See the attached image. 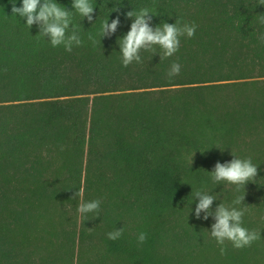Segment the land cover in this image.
Segmentation results:
<instances>
[{
  "label": "trees",
  "instance_id": "trees-1",
  "mask_svg": "<svg viewBox=\"0 0 264 264\" xmlns=\"http://www.w3.org/2000/svg\"><path fill=\"white\" fill-rule=\"evenodd\" d=\"M14 2L22 6V0H0V264H11L18 244L29 242V207L58 196L47 187L63 170L79 187L84 183L86 202L101 200L98 221L105 224L96 229L103 230L102 264L110 255L130 264H167L160 254L166 236L196 206L200 186L214 185L209 172L216 162L231 161L232 154L258 158L261 178L251 183L254 200L243 188L227 200L245 195L239 207L252 206L264 216L259 0H91L92 22L73 15L83 43L70 53L62 45L53 48L36 25L28 29L26 18L12 14ZM57 2L72 10V0ZM144 7L155 14L153 28L179 19L198 26L195 36L181 37L170 58L142 51L143 63L123 67L117 41L134 19L125 14ZM117 16L116 33L101 38L102 23ZM174 61L181 72L169 79ZM194 153L203 167L189 163ZM259 226L261 239L230 255L227 264H261L250 256L264 253L263 222ZM121 228L120 239H108ZM20 231L24 237L17 243ZM141 232L147 234L142 245Z\"/></svg>",
  "mask_w": 264,
  "mask_h": 264
},
{
  "label": "clouds",
  "instance_id": "clouds-1",
  "mask_svg": "<svg viewBox=\"0 0 264 264\" xmlns=\"http://www.w3.org/2000/svg\"><path fill=\"white\" fill-rule=\"evenodd\" d=\"M260 5H264V0H259ZM72 10H67L59 4L57 0H22V6L17 7L15 2L12 6V14L20 18H26V25L30 29L36 25L39 29V35L47 38L53 48L63 46L65 51L71 52L73 47L82 46L79 28L73 25V15L78 14L82 20L87 18L89 22L93 21L94 6L91 0H72ZM127 18H134L130 25V30L117 43L120 49V59L123 67H128L133 63H143L141 52H150L159 54L160 60H164L174 56L180 48L181 37L189 39L195 36L197 25L195 23H183L176 19L175 23L162 22L153 28L151 25L152 18L155 14L147 7L141 8L139 11L126 12ZM258 22L264 25V14L258 16ZM120 25V19H113L111 23L108 19L101 25V38L110 37L116 33ZM71 26V32L69 29ZM88 39L93 46L97 40L91 35ZM258 39L264 44V34L258 36ZM7 71V69H4ZM181 72V65L174 61L167 72L169 79L178 76ZM218 148V147H217ZM63 150V148H61ZM203 153V152H201ZM195 153L193 154V156ZM233 155L231 161L220 163L216 162L210 178L216 185L228 184L235 186L238 192L249 182L255 183L258 175V166L252 162L251 157L238 158ZM192 164V161H191ZM83 190L75 193L74 197L82 196ZM195 198L198 203L195 206V217L197 219L208 220L209 217L214 219L211 225L210 236L213 238L220 248V254L225 255L227 244L230 243L234 249H243L251 247L254 242L261 239V232L258 230H249L243 226V217L249 211L248 207H237L244 204L245 195L237 196L232 205L220 203L215 211L212 210L213 202L216 199L207 192L197 190ZM101 200H93L90 202H81L77 208V212L81 217L87 219L88 214H93L92 219L99 216ZM203 213V217H201ZM124 229H115L107 233L109 240H118L122 237ZM147 239V234L141 232L137 241L143 244Z\"/></svg>",
  "mask_w": 264,
  "mask_h": 264
},
{
  "label": "rangeland",
  "instance_id": "rangeland-1",
  "mask_svg": "<svg viewBox=\"0 0 264 264\" xmlns=\"http://www.w3.org/2000/svg\"><path fill=\"white\" fill-rule=\"evenodd\" d=\"M179 88L181 87H173L174 90ZM177 93L180 94L181 91H172L173 96ZM238 158L245 157L238 156ZM251 158L252 162L259 166V159L255 157ZM189 163L191 166L197 165L203 167V160L198 155L191 156ZM261 168L264 173V165H261ZM64 171L58 173L59 176L57 175V177L59 179L56 183L47 187V193L50 196L58 195L55 199L47 200L41 206L34 204L30 207L28 206L30 211L26 216L32 217L26 233L29 237V242L21 246L18 244L10 255L11 264H102L101 261L105 257L106 249L104 242L101 240V231L103 233V230H97L96 226L98 222L100 227H103L105 223L98 221L100 213L98 217L93 219V214H88L86 221V218L80 216L77 208L82 201L86 202L87 200L84 183L82 182L81 187H79L78 180L69 179L67 172ZM48 174L50 180H53L56 172L51 171ZM259 176L261 178L258 170L256 180L259 179ZM251 183L249 182L245 185V191L247 193L246 196L254 200L255 192L252 190ZM204 184L200 186V191L207 192L217 199L213 202V211H215L221 202L229 206L232 205L227 200V196L228 193L232 194L236 192L235 186L226 183L216 185L213 182L212 184L214 185ZM81 189L83 190L82 196L73 198L75 193ZM15 195L13 194V196ZM195 199L196 203H198V198ZM105 201L107 200H103V204L107 203ZM246 207H248L249 211L245 216L251 217H243V226H245L244 222L247 221L246 227L250 230L255 229L259 231V223L263 222L264 224V216L260 218L252 206ZM16 209L20 210L21 204L16 205ZM101 211H103L102 208ZM194 211L195 207L190 209V212L186 216L176 221L175 227L166 236L167 243L160 247L162 258L169 260L167 264H227L226 261L230 255L237 256L240 249H234L228 243L226 254L221 255L219 246L210 236L211 225L215 222L214 219L212 217H209L208 220L197 219ZM201 217H203V213H201ZM36 218L38 219V223L36 222ZM123 222L128 224V226L132 225V222L127 217L125 218V216ZM70 234L72 235V240L69 241L67 237ZM23 235L22 232L19 235H15V242L21 243ZM259 247L264 248V241H262ZM250 256L252 260L260 258L261 264H264V253L258 255L251 254ZM3 262L4 264L9 263L6 259ZM106 264L130 263L121 257L110 255L106 259Z\"/></svg>",
  "mask_w": 264,
  "mask_h": 264
}]
</instances>
